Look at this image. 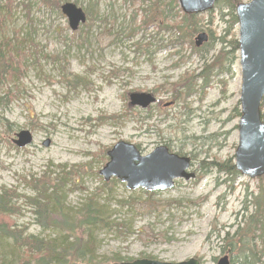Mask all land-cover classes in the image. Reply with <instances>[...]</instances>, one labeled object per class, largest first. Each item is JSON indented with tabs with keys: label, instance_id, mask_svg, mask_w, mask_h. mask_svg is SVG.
Returning a JSON list of instances; mask_svg holds the SVG:
<instances>
[{
	"label": "rangeland",
	"instance_id": "rangeland-1",
	"mask_svg": "<svg viewBox=\"0 0 264 264\" xmlns=\"http://www.w3.org/2000/svg\"><path fill=\"white\" fill-rule=\"evenodd\" d=\"M16 1L5 34L14 29L25 36L24 68L0 83V191L13 190L19 207L11 220L40 237L57 235L36 224L24 202L34 196L33 179L54 183L67 174L63 210L73 212L91 198L110 217L111 225L94 231L101 264L116 262L114 255L166 262L194 257L201 264L226 255L235 264L237 254L227 250L231 241L224 237L238 228L264 264V229L244 228L264 176L225 174L208 165L234 162L238 144L239 57L231 61L228 55L221 69L214 67L205 87L198 77L227 34L228 17L219 14L225 3L196 14L198 28L191 31L181 25L177 0ZM64 2L85 11L75 30L60 11ZM200 31L211 35L195 47L201 55L194 51ZM178 32L184 35L179 42ZM138 92H151L154 102L146 108L130 104L129 95ZM22 129L31 132L32 142L18 147L11 139ZM119 140L132 143L139 155L163 144L189 156L195 177L176 178L151 195L129 190L115 177L103 180L106 151Z\"/></svg>",
	"mask_w": 264,
	"mask_h": 264
},
{
	"label": "trees",
	"instance_id": "trees-1",
	"mask_svg": "<svg viewBox=\"0 0 264 264\" xmlns=\"http://www.w3.org/2000/svg\"><path fill=\"white\" fill-rule=\"evenodd\" d=\"M221 1L225 3V12L219 11L220 18L228 17L226 22L229 26L226 35H232V37L229 39H227L226 35L219 37L218 40L220 41L221 48L218 53L213 56L211 62L205 61L202 63V70L198 77L202 79L203 87L208 85L209 76L212 74L214 67L221 69V64L225 59H228V55L231 56V61L239 57V45L237 36L233 30L237 26L234 7L238 0H216L214 4H220ZM18 3L16 0H0V83L9 77L18 76L24 68L25 55L23 43L26 40L25 36L21 35L19 30L16 31L14 29L5 34L7 25H9L7 23L14 15L13 9L16 8ZM181 16V25H187L191 28V31H196L199 24L196 14L187 15L182 13ZM175 29L178 31L181 27L178 25ZM184 34L187 35L186 33ZM181 35L180 32L177 33V41L184 37V35L182 37ZM210 38L211 35L208 36L209 40ZM224 45L228 46L227 51L224 50ZM200 46L198 48H201ZM201 50L196 49L194 46L195 53L201 55ZM189 88L190 86H187V89ZM259 109L261 110V119L264 121V96L260 102ZM234 111L235 115H240V110L237 106L234 108ZM208 165L212 166L216 172L232 175L238 173L231 159L217 163L210 162ZM66 175L58 176L54 183L48 179H33L30 184H32L34 196L26 197L24 202L31 206L35 216V223L42 228H54L57 232L55 236L40 237L34 235L26 232L27 227L19 226L16 222L12 221L11 215L19 210V207L15 206L16 203H14L18 195L9 189L3 188L0 191V264L103 263V261L99 262L97 260L95 254L94 231L98 225H111L112 223L108 222L110 217L103 212L105 211L103 206H99L91 198L82 203L75 211L65 212L63 210L65 194L62 192V188L67 183L65 182ZM263 176H260L258 179H262ZM147 192L146 194L148 195L152 194L150 191ZM250 206L254 209L244 223V228L251 232L253 230L254 232L256 230L262 231L264 229V189L261 188L256 196H253L250 200ZM246 208L247 206L244 207V209ZM240 236V229L238 228L231 236L226 233L224 237L225 239L229 238L231 241L227 245V250L230 253L236 252L237 254L235 256V264H260L261 260L257 256V249L248 246V241L244 242L242 236ZM253 236L255 235L253 234ZM234 237L237 239L236 241H233ZM110 260L121 262L132 259L114 255ZM232 263L230 261V264Z\"/></svg>",
	"mask_w": 264,
	"mask_h": 264
},
{
	"label": "water",
	"instance_id": "water-1",
	"mask_svg": "<svg viewBox=\"0 0 264 264\" xmlns=\"http://www.w3.org/2000/svg\"><path fill=\"white\" fill-rule=\"evenodd\" d=\"M216 0H177L185 14H199L213 8ZM69 28L75 30L85 21V13L73 2L60 6ZM237 17L238 56L241 67V91L239 95L240 116L237 123L238 144L234 151L235 169L248 178H259L264 175V121L259 109L264 96V0H249L237 3L234 8ZM208 36L200 31L194 39L196 47L206 42ZM130 104L146 108L155 97L151 92L131 93ZM31 132L19 130L12 137L18 147L30 144ZM48 141L45 142L47 144ZM108 161L99 169L103 180L115 177L125 182V187L146 189L153 192L172 187L174 179L194 178L190 172L191 159L170 152L166 145H159L151 153L139 155L132 144L119 140L106 151ZM112 264H200L194 257L178 262L141 257L131 261ZM216 264H230L226 255L221 256Z\"/></svg>",
	"mask_w": 264,
	"mask_h": 264
},
{
	"label": "bare ground",
	"instance_id": "bare-ground-1",
	"mask_svg": "<svg viewBox=\"0 0 264 264\" xmlns=\"http://www.w3.org/2000/svg\"><path fill=\"white\" fill-rule=\"evenodd\" d=\"M64 3H65V2H64ZM61 5H62V4H61ZM61 5H60V6H61ZM82 10H83V9H82ZM83 11H84V10H83ZM84 13H85V11H84ZM85 18H86V15H85ZM194 46H195V44H194ZM195 47H196V46H195ZM11 140H12V139H11Z\"/></svg>",
	"mask_w": 264,
	"mask_h": 264
},
{
	"label": "flooded vegetation",
	"instance_id": "flooded-vegetation-1",
	"mask_svg": "<svg viewBox=\"0 0 264 264\" xmlns=\"http://www.w3.org/2000/svg\"><path fill=\"white\" fill-rule=\"evenodd\" d=\"M229 260V259H228ZM230 261V260H229ZM198 262H200V259L198 260ZM200 264H201V262H200Z\"/></svg>",
	"mask_w": 264,
	"mask_h": 264
}]
</instances>
